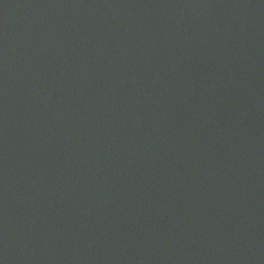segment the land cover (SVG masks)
I'll return each mask as SVG.
<instances>
[{
  "label": "water",
  "instance_id": "obj_1",
  "mask_svg": "<svg viewBox=\"0 0 264 264\" xmlns=\"http://www.w3.org/2000/svg\"><path fill=\"white\" fill-rule=\"evenodd\" d=\"M0 264H264V0H0Z\"/></svg>",
  "mask_w": 264,
  "mask_h": 264
}]
</instances>
